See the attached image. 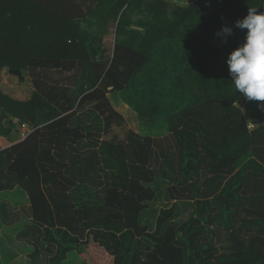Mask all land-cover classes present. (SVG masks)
Wrapping results in <instances>:
<instances>
[{
  "label": "trees",
  "instance_id": "obj_1",
  "mask_svg": "<svg viewBox=\"0 0 264 264\" xmlns=\"http://www.w3.org/2000/svg\"><path fill=\"white\" fill-rule=\"evenodd\" d=\"M187 1L0 0V72L33 85L25 101L0 88V211L30 207L82 242L53 264H264V102L237 92L226 64L244 41L235 22L264 0ZM110 28L105 67L96 32ZM46 72H76L80 95ZM109 92L165 136L100 141L91 115ZM165 183L175 203L143 225ZM27 223L0 220V264H31Z\"/></svg>",
  "mask_w": 264,
  "mask_h": 264
},
{
  "label": "rangeland",
  "instance_id": "obj_2",
  "mask_svg": "<svg viewBox=\"0 0 264 264\" xmlns=\"http://www.w3.org/2000/svg\"><path fill=\"white\" fill-rule=\"evenodd\" d=\"M167 4L176 5L179 7L189 5L187 0H164ZM134 19H142L143 16L137 15L133 17ZM98 41H96L97 45L105 50L103 58L101 60V64L103 66H107L113 52L115 34L113 28H110L107 34H99L97 33ZM48 80L50 82H54L55 84L61 85L63 87H67L71 94L77 96L80 95V81L79 75L76 72L70 73H62V72H46ZM43 75V74H42ZM41 76V75H38ZM31 77L26 75L23 81H19L16 77L9 75L6 70L0 72V88L7 95L11 96L14 99L19 100H27L30 98L32 90L31 86L32 81ZM31 85V86H30ZM106 98L109 102V106L104 108L98 114H94L95 118L91 115V120H96L95 125L93 126L92 133L94 136L99 135L100 141L107 142H125L128 136L129 131H132L142 137L150 136H165L164 129H161L155 123L150 121H143L136 115L131 109L126 106L120 99L118 93L109 92L106 95ZM244 113L246 118L248 128L250 130L254 129L261 122L250 119L245 111V106L242 100H238L236 103ZM94 107V106H93ZM92 106H86L84 109H90ZM81 110L79 109V112ZM21 124H25L26 127H21V130H30L31 125L25 120H21ZM21 124H18V126ZM168 185L165 183L158 187V198L150 203L149 206V214H147L143 218V225H147L149 227H156V218L159 216L160 211L162 209H169L175 203V201H169L167 192ZM12 215L6 216L4 218L3 211L1 218H4L8 223L18 222L22 217H26L30 219V210L28 207L21 208H13ZM192 210H187L184 215L178 217V220H188L190 218ZM1 213V212H0ZM177 220V219H176ZM48 231V232H47ZM57 228L52 229L49 224L40 225L35 221L28 220V223L25 228V232L28 233V239L32 241L34 248L36 250L30 256L32 260V264H53L57 263L63 258H65L69 254L70 247H79L82 245V242L79 240L77 243L73 242V236L66 237L61 232H55ZM23 233V234H24ZM22 234V237H24ZM42 235L43 239H45L44 246L40 247V236ZM74 247V248H75Z\"/></svg>",
  "mask_w": 264,
  "mask_h": 264
},
{
  "label": "clouds",
  "instance_id": "obj_3",
  "mask_svg": "<svg viewBox=\"0 0 264 264\" xmlns=\"http://www.w3.org/2000/svg\"><path fill=\"white\" fill-rule=\"evenodd\" d=\"M234 27L246 31L243 43L226 60L231 81L246 100L264 102V11L248 8L247 15ZM215 35L227 43L233 27L223 26ZM258 107L264 110V104Z\"/></svg>",
  "mask_w": 264,
  "mask_h": 264
},
{
  "label": "crops",
  "instance_id": "obj_4",
  "mask_svg": "<svg viewBox=\"0 0 264 264\" xmlns=\"http://www.w3.org/2000/svg\"><path fill=\"white\" fill-rule=\"evenodd\" d=\"M31 86V85H30ZM31 88V90H33V87L31 86L30 87ZM5 93V92H4ZM29 208V210H30V207H28ZM12 209V206H11V204L10 203H5V207H1V210L3 211V215H2V212L0 213L2 216H4V218L6 219V216H10V215H12L11 213L13 212V210H11ZM30 217H31V215H30ZM4 218H0V220H1V222L3 223V224H5V225H10V224H12V223H8V222H6V221H4L5 219ZM28 219V218H27ZM29 221H31L32 220V217L30 218V219H28ZM23 236L24 237H22V236H20L21 237V239L22 240H24V241H26V242H28L29 244H31L32 245V247H33V252L36 250V248H34V245L32 244V241L31 240H29L27 237H28V233L27 232H25L24 234H23ZM40 239H41V242H40V247L42 246H44V243H45V239H43V237H42V235L40 236ZM30 260H31V257H30ZM31 262H32V260H31ZM33 263V262H32ZM31 263V264H32Z\"/></svg>",
  "mask_w": 264,
  "mask_h": 264
},
{
  "label": "built area",
  "instance_id": "obj_5",
  "mask_svg": "<svg viewBox=\"0 0 264 264\" xmlns=\"http://www.w3.org/2000/svg\"><path fill=\"white\" fill-rule=\"evenodd\" d=\"M21 127H26V125L25 124H21V126H19L18 128H19V132H20V136H21V138H24L25 137V135H26V133L29 131H27V130H24V132H23V130H21Z\"/></svg>",
  "mask_w": 264,
  "mask_h": 264
}]
</instances>
